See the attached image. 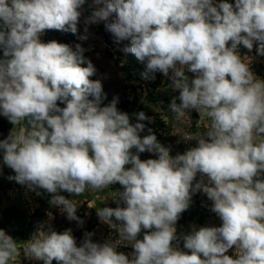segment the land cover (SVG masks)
<instances>
[{"label": "clouds", "instance_id": "1", "mask_svg": "<svg viewBox=\"0 0 264 264\" xmlns=\"http://www.w3.org/2000/svg\"><path fill=\"white\" fill-rule=\"evenodd\" d=\"M85 3L0 0V115L13 125L0 154L15 173L9 179L45 190L50 204L81 224L77 204L59 193L118 183L117 207L96 210L117 238L97 243L85 232L78 245L70 228L40 227L17 242L0 229V264H18L21 252L43 264H264V80L238 53L255 44L264 56V0H93L86 23L104 21L117 41L130 40L124 51L146 62L142 76L159 72L179 92L180 103L169 105L175 119L195 110L203 123L183 136L194 146L174 157L154 134L140 136L145 125L130 123L117 98L101 106L102 82L90 79L96 69L80 44L41 42L45 30L76 34ZM137 119L149 118L140 112ZM145 151L158 158L141 160ZM196 192L221 223L193 228L184 237L188 254L172 242ZM125 243L130 254L118 250Z\"/></svg>", "mask_w": 264, "mask_h": 264}, {"label": "rangeland", "instance_id": "2", "mask_svg": "<svg viewBox=\"0 0 264 264\" xmlns=\"http://www.w3.org/2000/svg\"><path fill=\"white\" fill-rule=\"evenodd\" d=\"M86 2L92 11L97 7L93 0H86ZM213 3L218 4L215 0ZM234 3L235 0L232 4ZM81 13L77 25L78 36L75 46L81 45L84 49L83 57L87 61H91L96 69L95 79L102 82L106 98L102 100L101 106H106L113 98H117V109L125 112L123 107L127 104L128 110L125 113L129 115L130 123L140 122L145 125L140 136L154 134L159 143L170 149V155L173 157L177 154H183L194 146V141L186 142L183 136L198 130L197 125L200 123L198 114L193 110L186 112L185 117L181 120L175 119L174 114L169 110V105L174 98L177 103H180L179 92L170 87V79L157 72L153 74L154 79H145L141 74L134 76L133 80L129 81L126 78L129 53H126L124 48L130 46V40L117 41L114 35L106 30L104 21L87 24L86 20L90 13L87 12L84 5ZM111 19L113 18H110V21ZM46 32L47 30L40 36L43 43H47L45 41ZM81 36H86L87 39L82 40L80 39ZM256 47L257 45L254 44L252 51L249 52L241 45L238 48V53L241 57L247 55L252 58L251 71L257 78L264 80V56L257 54ZM186 74L189 77L193 75L192 73ZM140 112L145 113L149 119L138 121L137 114ZM3 122L10 128L5 130L2 125ZM203 127V123H200L199 130H203ZM12 128L13 125L8 119L0 115V140L5 139ZM149 129H151V133H149ZM131 151L135 154L137 150L133 148ZM139 156L141 160L158 158L156 154L147 151L139 153ZM126 167H131V165ZM14 175V171L3 164L2 154H0V229H3L17 242L28 241L40 227H43L44 230H55L58 233L70 228L78 245L85 232L94 233L92 240L97 243H104L106 240L117 238L115 227L102 222L96 213V210L102 207H117V203L112 200V195L113 192L122 191V189L116 184L102 192L88 189L80 196L66 191L59 193L67 199L74 200L77 204L76 215L83 221L81 224L75 220H68L66 213L62 212L59 207L50 204L51 194L43 189L31 190L26 185L9 179ZM120 206L123 204L121 203ZM113 222L119 223L114 218ZM220 223L216 217V219L211 220L210 225L220 226ZM193 228H196L194 224ZM144 231L142 230L138 239L143 238ZM173 246L182 251L178 245L173 244ZM124 248L127 250L124 251ZM118 250L126 254L133 251L131 246L126 243L121 245ZM231 253H234V249L231 250ZM18 264H43V262L25 258L21 252L18 257Z\"/></svg>", "mask_w": 264, "mask_h": 264}, {"label": "trees", "instance_id": "3", "mask_svg": "<svg viewBox=\"0 0 264 264\" xmlns=\"http://www.w3.org/2000/svg\"><path fill=\"white\" fill-rule=\"evenodd\" d=\"M216 2L220 3L222 0H215ZM227 2L232 3L233 0H227ZM86 10L91 15V8L87 4H84ZM78 32L76 34H72L70 32H61L58 30H47L45 34V41L48 43L50 41L55 40L58 43L67 44L75 50V41L77 39ZM0 56H2V52H0ZM128 69L126 72V78L129 81H132L134 76L141 75L146 70V63L138 61L135 56L129 53L128 58ZM85 61H87L85 59ZM81 66L86 67L87 63L85 62ZM90 79L96 80L95 75L90 77ZM91 98V97H90ZM59 103V102H58ZM60 107H64L63 104H59ZM124 111L127 112L128 107L127 104L123 107ZM3 128L7 130L8 127L5 122L2 123ZM119 188L121 186L117 183L116 184ZM122 189V188H121ZM210 201H208L207 196L202 192H196L191 195V199L189 202V207L185 210L181 215L180 219L176 223V241H173V244L178 245L183 252L191 254V250L186 249L184 247V237L190 234L193 231V224L196 226V229L202 226H211V220L216 219L214 213H211L209 210L208 205ZM124 251L127 249L124 248ZM229 255H232L231 250H229ZM52 264H57V261L53 260Z\"/></svg>", "mask_w": 264, "mask_h": 264}]
</instances>
